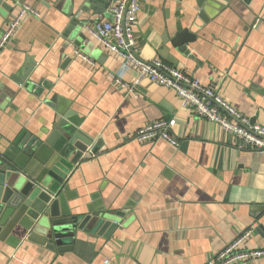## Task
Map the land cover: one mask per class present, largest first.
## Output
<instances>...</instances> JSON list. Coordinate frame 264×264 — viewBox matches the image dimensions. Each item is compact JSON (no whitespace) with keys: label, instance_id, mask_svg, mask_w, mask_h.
Wrapping results in <instances>:
<instances>
[{"label":"crops","instance_id":"0c3cea01","mask_svg":"<svg viewBox=\"0 0 264 264\" xmlns=\"http://www.w3.org/2000/svg\"><path fill=\"white\" fill-rule=\"evenodd\" d=\"M25 1L42 16L26 19L0 55V157L23 163L30 157L24 140L44 142L60 114L73 112L99 149L68 162L54 189L74 213L125 215L109 238L81 234L65 253L28 240L21 229L0 231V264H206L249 230L240 248L264 249L257 230L264 225V151L240 148L239 138L185 106L170 87L142 79L134 90L120 88L113 74L124 58L87 29L92 62L76 57L61 69L70 50L62 36L68 17L56 0ZM14 2L0 0V29ZM90 17L112 20L107 11ZM185 29L196 39L183 51L173 40ZM135 36L142 59H161L216 86L251 123L264 125V0H143ZM28 59L30 80L51 84L41 96L12 77ZM136 78L131 66L122 80ZM159 118L176 119L179 146L134 139ZM32 149L42 159L52 152ZM234 264H264V257Z\"/></svg>","mask_w":264,"mask_h":264},{"label":"water","instance_id":"95a60500","mask_svg":"<svg viewBox=\"0 0 264 264\" xmlns=\"http://www.w3.org/2000/svg\"><path fill=\"white\" fill-rule=\"evenodd\" d=\"M38 1L46 3V0ZM114 1L54 2L56 8L63 10L69 19L62 36L67 40L64 47L70 50L67 54H63L64 50L62 52L64 60L60 64L61 69L76 58L75 49L84 47L85 52H89L88 48L93 46L92 42L86 46L83 41L88 39V33L85 31L87 25L94 21L90 15L105 14ZM195 39V34L185 29L176 35L173 43L184 51L185 44ZM33 69L34 62L28 59L23 72L12 77L23 87H30L35 94L41 96L45 87L51 88V84L30 80ZM96 142L80 129V123L73 118V112L67 111L60 114L44 142L37 138H31L28 142L24 140V151L28 152L30 157L23 163L0 157V231L10 233L21 229L28 240L60 253L75 250L80 243L81 234L109 238L114 230L120 227L119 221L125 215L123 211L102 210L85 215L74 213L67 202L64 203V192L53 187L54 181L64 182L60 172L67 169L68 162L78 164L86 160L89 154L98 151ZM33 145L38 148H50L52 152L42 159L37 157L38 153L36 154L34 149L29 151ZM31 160L34 165L28 169ZM257 230L264 231V225L260 223Z\"/></svg>","mask_w":264,"mask_h":264},{"label":"built area","instance_id":"2783aa9c","mask_svg":"<svg viewBox=\"0 0 264 264\" xmlns=\"http://www.w3.org/2000/svg\"><path fill=\"white\" fill-rule=\"evenodd\" d=\"M143 0H115L109 10L112 20L99 17L87 25L91 36L116 54H120L125 65L113 76L118 86L126 90H134L142 79L170 87L176 91L185 106L192 108L201 117L216 122L225 131L241 140L240 148L248 145L254 150L264 151V125L251 123L250 119L222 97L216 86L204 85L201 80L188 74L181 68L170 65L161 59L151 61L142 59L138 54L135 36V24L141 10ZM42 13L25 0H15L14 13L0 29V55L8 47L14 36L28 18H40ZM75 56L92 62L88 53L75 49ZM134 66L137 78L131 82L122 80L123 73ZM175 118H159L148 122L134 133L139 142L155 143L165 140L173 146H179L176 135ZM252 230L238 236L227 244L213 259L206 264H234L255 257H264V249H242L240 243L251 234ZM105 264H110L106 261Z\"/></svg>","mask_w":264,"mask_h":264}]
</instances>
